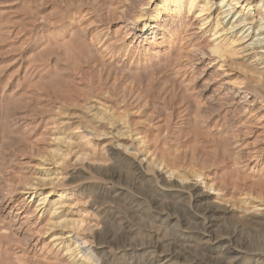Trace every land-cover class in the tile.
Segmentation results:
<instances>
[{
  "label": "clouds",
  "instance_id": "1",
  "mask_svg": "<svg viewBox=\"0 0 264 264\" xmlns=\"http://www.w3.org/2000/svg\"><path fill=\"white\" fill-rule=\"evenodd\" d=\"M0 264H264V0H0Z\"/></svg>",
  "mask_w": 264,
  "mask_h": 264
}]
</instances>
